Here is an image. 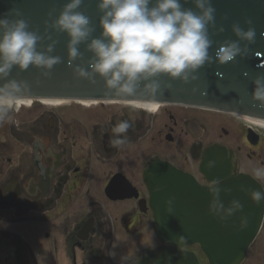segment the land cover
Masks as SVG:
<instances>
[{"label": "flooded vegetation", "instance_id": "flooded-vegetation-1", "mask_svg": "<svg viewBox=\"0 0 264 264\" xmlns=\"http://www.w3.org/2000/svg\"><path fill=\"white\" fill-rule=\"evenodd\" d=\"M74 106L52 110L50 127L44 112L30 118L18 115L20 109L0 121V264H157L173 254L156 233L146 176L158 160L211 188L228 179L210 181L202 165L212 146H222L231 177L251 176L264 190V177L253 175L264 168L260 123L177 105L157 112L123 104ZM124 120L129 129L113 133ZM210 127L218 137L206 143ZM157 132L177 144V161L157 154ZM117 135L123 144L113 143ZM177 251L208 264L199 244ZM241 264H264V219Z\"/></svg>", "mask_w": 264, "mask_h": 264}, {"label": "water", "instance_id": "water-1", "mask_svg": "<svg viewBox=\"0 0 264 264\" xmlns=\"http://www.w3.org/2000/svg\"><path fill=\"white\" fill-rule=\"evenodd\" d=\"M67 2L69 0H0V16L10 9H19L28 22L30 31L34 30L42 37L51 36L57 41L51 55L61 57V63L54 66L48 77L41 76L40 70L32 67L24 72L14 67L8 79L26 82L29 87L28 99L141 101L139 98L106 95L103 80L99 77L93 84L74 76L72 69L67 66L68 37L64 33H54L51 29L45 32V21L51 23V19L59 15ZM96 3L97 0H84L80 9L90 17L96 29L94 37L100 33V13L96 9ZM212 4L216 9V27L224 28L222 33H215L214 28H209V35L213 40L209 53L213 56V63H206L196 73L197 79L188 83L158 77L161 93L157 94L154 102L202 107L264 120V109L252 100L253 80L258 75H264V0H212ZM183 6L195 10L191 0L183 3ZM14 18L16 17L9 16V19ZM245 19H251L256 29V41L248 46L247 56H237L234 61L225 64L216 63L215 51L219 44L225 40L237 39L231 31V24L239 23L247 30ZM50 42L49 39H43L38 44V50H43ZM84 49L85 45L81 44L80 51L84 53L86 61L90 53ZM81 63L82 61L77 60L74 65ZM4 82L0 81V84ZM228 168L230 169V162L227 149L211 147L202 165L203 173L213 182L228 179L219 182L222 190L220 198L225 206L233 199H239L243 205L241 212L222 221L209 213L212 199L210 188L200 186L193 176L170 163L158 160L151 165L146 176L155 212L156 232L163 242L173 247V254L165 253L157 264H200L195 253L177 251L196 243L200 244L209 264L243 262L264 218V201L256 204L248 194L263 188L251 176L231 177ZM170 198H173L171 214L167 212L168 206L165 203ZM241 216L247 219L244 227L240 225ZM181 237L184 239L179 241Z\"/></svg>", "mask_w": 264, "mask_h": 264}, {"label": "clouds", "instance_id": "clouds-1", "mask_svg": "<svg viewBox=\"0 0 264 264\" xmlns=\"http://www.w3.org/2000/svg\"><path fill=\"white\" fill-rule=\"evenodd\" d=\"M188 2L183 0V3ZM183 3L181 0H97L100 33L94 37L96 29L90 17L80 10L84 0H69L51 23L45 21V32L51 29L68 37L67 66L76 78L94 84L99 77L106 95L139 98L141 103L147 104L154 102L161 93L158 77L188 83L197 79L196 73L206 63H213L209 53L213 45L209 28H214L215 33L224 32V28L216 27L212 0H191L195 10L185 8ZM9 16L16 18L9 19ZM244 23L247 30L239 23L231 24L237 39L219 44L215 51L216 63L225 64L237 56H247L248 46L256 41V29L251 19H245ZM43 39L51 42L38 50ZM56 43L51 36L42 37L36 31H30L19 9H10L0 16V81H5L0 84V121L8 118L10 112L29 96L26 82L8 79L12 69L15 67L24 72L32 67L40 70L41 76H50L54 66L61 63V57L51 55ZM81 44L85 45L84 51L90 53L86 61L80 51ZM77 60L82 63L74 65ZM253 85L252 100L264 109V75H258ZM129 127V122L124 120L112 131L123 134ZM113 143L119 145L124 141L117 135ZM253 175L264 177V168L255 169ZM209 191L212 199L208 210L214 217L224 221L242 211L239 199H233L225 206L220 198L219 182ZM248 195L256 204L264 201V190H253ZM165 203L171 214L173 198ZM246 224V217L241 216V227ZM183 239L181 237L179 241Z\"/></svg>", "mask_w": 264, "mask_h": 264}, {"label": "rangeland", "instance_id": "rangeland-1", "mask_svg": "<svg viewBox=\"0 0 264 264\" xmlns=\"http://www.w3.org/2000/svg\"><path fill=\"white\" fill-rule=\"evenodd\" d=\"M70 104L76 105L74 107H80V108L85 107L83 105L77 104V102H68L66 104H63L62 106L59 105V107L42 104L41 102H35V104L33 105V106H35V108H33V109H30L31 106H27V105H24L23 107L19 108L20 113L18 115H20L22 112V113L27 114L31 118V117H35L37 114L44 112V114L46 115L47 126L50 127L49 122L52 119L50 116L51 114H53V113H51L52 110H54L55 112L60 110L62 112L63 107L68 106ZM108 105H112V104H108ZM10 114H11V112H10ZM248 124H250V123L248 122ZM217 137H218L217 129L215 127H210V130L205 135V142L209 143L211 141L217 140ZM162 140H163L162 136L159 134V132H157V142H156L157 154L161 155L162 157H164L166 159L177 161L176 155H175V148L177 147V144L169 145V144H167L168 142L167 141L165 142V139H164L162 145H159V142H162Z\"/></svg>", "mask_w": 264, "mask_h": 264}, {"label": "bare ground", "instance_id": "bare-ground-1", "mask_svg": "<svg viewBox=\"0 0 264 264\" xmlns=\"http://www.w3.org/2000/svg\"><path fill=\"white\" fill-rule=\"evenodd\" d=\"M68 100H57V99H43L42 102L46 105H52V106H59V105H62L64 103H66ZM33 101L32 100H25L24 102H22L21 104H19L15 109H13L14 111H16V109H19L21 107H23L24 105H27V106H30V104L32 103ZM80 103H82L83 105H86V106H91L92 104H95V102H92L90 100H84V101H80ZM127 103H130L131 105H135V106H138V107H144V108H147L149 110H152L153 112H157V109L159 107H162V103H158V102H149L147 104H144V103H141V101H129ZM243 116V115H242ZM244 118L246 119H250L252 121H255L256 123H260V125H264V120L262 119H257V118H251V117H246L244 116Z\"/></svg>", "mask_w": 264, "mask_h": 264}]
</instances>
